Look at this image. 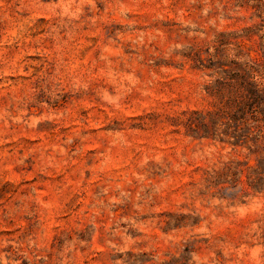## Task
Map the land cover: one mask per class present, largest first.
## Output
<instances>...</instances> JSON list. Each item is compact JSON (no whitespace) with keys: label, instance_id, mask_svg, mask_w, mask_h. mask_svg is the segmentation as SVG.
Returning <instances> with one entry per match:
<instances>
[{"label":"rangeland","instance_id":"obj_1","mask_svg":"<svg viewBox=\"0 0 264 264\" xmlns=\"http://www.w3.org/2000/svg\"><path fill=\"white\" fill-rule=\"evenodd\" d=\"M246 65L264 0H0V264H264Z\"/></svg>","mask_w":264,"mask_h":264},{"label":"trees","instance_id":"obj_2","mask_svg":"<svg viewBox=\"0 0 264 264\" xmlns=\"http://www.w3.org/2000/svg\"><path fill=\"white\" fill-rule=\"evenodd\" d=\"M244 68L243 74L236 72L227 83L231 87L238 85L240 91V95L230 99V106L236 107L231 120L238 129V132L234 134L238 139H243L247 133L251 132L252 125L260 127L264 122V90L254 81L253 71L248 69L247 65ZM228 126H230L229 123Z\"/></svg>","mask_w":264,"mask_h":264}]
</instances>
